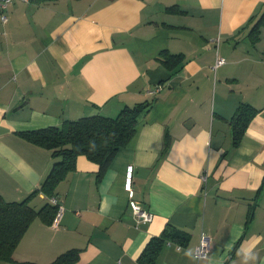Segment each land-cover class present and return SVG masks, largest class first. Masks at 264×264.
<instances>
[{
  "label": "crops",
  "instance_id": "crops-1",
  "mask_svg": "<svg viewBox=\"0 0 264 264\" xmlns=\"http://www.w3.org/2000/svg\"><path fill=\"white\" fill-rule=\"evenodd\" d=\"M174 7L175 9L168 10ZM264 0H22L0 20V197L21 201L56 160L22 133L65 120L115 117L146 102L135 133L100 180L80 155L56 186V227L36 217L13 264H49L78 249L76 264H139L167 224L188 234L166 242L155 264H264ZM166 54L180 55L179 63ZM225 63L214 68L216 56ZM241 104L253 115L233 143ZM151 213L137 222L125 189ZM50 202L38 192L30 204ZM0 264H6L0 262ZM12 264V263H10Z\"/></svg>",
  "mask_w": 264,
  "mask_h": 264
},
{
  "label": "trees",
  "instance_id": "trees-1",
  "mask_svg": "<svg viewBox=\"0 0 264 264\" xmlns=\"http://www.w3.org/2000/svg\"><path fill=\"white\" fill-rule=\"evenodd\" d=\"M174 7L168 10H174ZM264 23L262 13L253 25L251 40H258L259 26ZM167 60L180 62V55L166 54ZM147 106L146 102L136 103L133 106H124L115 117L93 115L80 117L75 120H65L60 127L50 126L42 129L23 132L28 141L45 147L51 151L56 160L40 187L21 201H5L0 197V262L13 261L12 255L24 233L39 217L47 224L52 223L57 206L50 202L39 209H35L30 201L38 192L48 197L55 194L56 186L65 176L75 170L77 157L85 156L98 166L97 181L109 167L115 154L125 147L135 133L136 118ZM253 110L247 104H241L233 118V143L236 145L246 126ZM188 234L179 228L167 224L162 232L150 238L140 256L139 264H155L156 259L166 242L184 244ZM79 258L78 249H69L59 254L49 264H76ZM18 264H36L22 262Z\"/></svg>",
  "mask_w": 264,
  "mask_h": 264
},
{
  "label": "built area",
  "instance_id": "built-area-1",
  "mask_svg": "<svg viewBox=\"0 0 264 264\" xmlns=\"http://www.w3.org/2000/svg\"><path fill=\"white\" fill-rule=\"evenodd\" d=\"M14 1V0H0V20L2 23L6 22L8 19L7 16V10L9 4ZM24 2H28L29 0H22ZM225 63V58L217 55L214 63V68L222 65ZM131 167H129V170L127 172V179L125 182V189L128 193L129 197V207L131 208L135 219L137 222L140 221H150L151 220V213L148 212L147 210L141 209L136 201L134 200V191L131 187ZM49 201L51 204L57 206V212L56 215L52 221V226L56 227L58 224V221L61 217V214L63 212V205L62 203L54 196L49 197ZM210 238L206 233H201L200 239L196 247L194 248L193 251V257L195 259L196 264H202V260L206 259L208 256V252L210 251Z\"/></svg>",
  "mask_w": 264,
  "mask_h": 264
},
{
  "label": "rangeland",
  "instance_id": "rangeland-1",
  "mask_svg": "<svg viewBox=\"0 0 264 264\" xmlns=\"http://www.w3.org/2000/svg\"><path fill=\"white\" fill-rule=\"evenodd\" d=\"M3 263H5V262H3ZM10 263L13 264L14 262H13V261H7V262H6V264H10Z\"/></svg>",
  "mask_w": 264,
  "mask_h": 264
}]
</instances>
